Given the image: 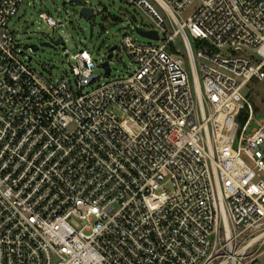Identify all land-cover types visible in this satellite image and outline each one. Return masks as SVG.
Returning a JSON list of instances; mask_svg holds the SVG:
<instances>
[{
	"label": "built area",
	"instance_id": "built-area-1",
	"mask_svg": "<svg viewBox=\"0 0 264 264\" xmlns=\"http://www.w3.org/2000/svg\"><path fill=\"white\" fill-rule=\"evenodd\" d=\"M123 1L158 43L125 34L135 69L86 91L92 53L49 80L0 0V264H263L264 0Z\"/></svg>",
	"mask_w": 264,
	"mask_h": 264
},
{
	"label": "rangeland",
	"instance_id": "rangeland-1",
	"mask_svg": "<svg viewBox=\"0 0 264 264\" xmlns=\"http://www.w3.org/2000/svg\"><path fill=\"white\" fill-rule=\"evenodd\" d=\"M82 1L94 9V16H82L81 6L72 0H23L18 13L11 20V28L17 48L24 50L22 58L29 61V56H32L30 64L51 81L65 76L73 78L72 54L82 49L89 50L99 63L96 72L101 76L96 82L85 87L86 91H90L108 80L101 63L108 58L109 48L113 45H118L114 56L109 58L113 77L126 76L135 69V62L123 47L122 39L125 34L132 35L142 43L158 42L138 31L148 29L154 23L135 4L123 0ZM197 4L198 2L192 4L182 15L186 17L191 14ZM156 6L168 18L167 12L158 4ZM42 12L52 15L59 25H48L40 16ZM58 38H62L64 42L56 44L55 40ZM43 42H49L50 45H42ZM31 44H38L40 48L33 51L28 47ZM67 48L70 53L66 52ZM186 67L193 82L187 57ZM243 93L249 98L256 118H264V80H253L243 89ZM166 187L172 189V183H167ZM257 262L264 264V249Z\"/></svg>",
	"mask_w": 264,
	"mask_h": 264
},
{
	"label": "water",
	"instance_id": "water-1",
	"mask_svg": "<svg viewBox=\"0 0 264 264\" xmlns=\"http://www.w3.org/2000/svg\"><path fill=\"white\" fill-rule=\"evenodd\" d=\"M73 3L81 6V11H80V14L82 16H94L96 13L94 11L93 8L87 6L85 4V2H83L82 0H72ZM98 13H101V12H98ZM138 31L143 34L144 36H147V37H151V38H155V39H158L159 38V34H158V31L156 30H144V29H138ZM64 40L62 38H58L55 40V43L56 44H61L63 43ZM42 45H50L49 42H43ZM29 48H31L33 51H37L40 46L38 44H31L28 46ZM118 47V45H113L109 48V54H108V57H112L114 55V50ZM32 58V56H30V59ZM103 65L105 66L106 68V71L107 73L109 74L110 71H111V67L109 65V61L106 60Z\"/></svg>",
	"mask_w": 264,
	"mask_h": 264
}]
</instances>
